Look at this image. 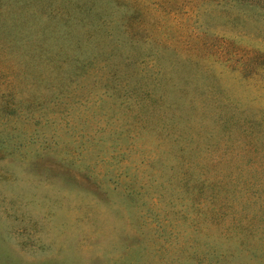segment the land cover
I'll list each match as a JSON object with an SVG mask.
<instances>
[{
    "label": "rangeland",
    "instance_id": "obj_1",
    "mask_svg": "<svg viewBox=\"0 0 264 264\" xmlns=\"http://www.w3.org/2000/svg\"><path fill=\"white\" fill-rule=\"evenodd\" d=\"M0 264H264V0H0Z\"/></svg>",
    "mask_w": 264,
    "mask_h": 264
}]
</instances>
